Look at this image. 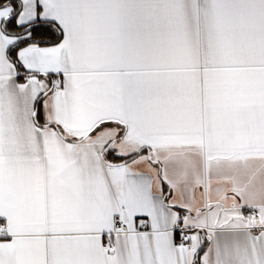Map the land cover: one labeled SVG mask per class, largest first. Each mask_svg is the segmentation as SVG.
I'll return each mask as SVG.
<instances>
[{
	"label": "snow or ice",
	"instance_id": "snow-or-ice-1",
	"mask_svg": "<svg viewBox=\"0 0 264 264\" xmlns=\"http://www.w3.org/2000/svg\"><path fill=\"white\" fill-rule=\"evenodd\" d=\"M0 264H264V0H0Z\"/></svg>",
	"mask_w": 264,
	"mask_h": 264
}]
</instances>
